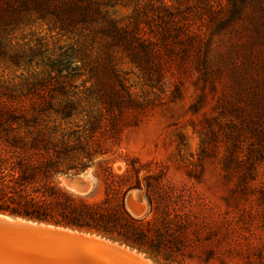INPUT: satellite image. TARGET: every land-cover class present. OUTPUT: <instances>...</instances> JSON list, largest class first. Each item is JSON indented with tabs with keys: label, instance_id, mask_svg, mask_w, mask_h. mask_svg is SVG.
Listing matches in <instances>:
<instances>
[{
	"label": "rangeland",
	"instance_id": "rangeland-1",
	"mask_svg": "<svg viewBox=\"0 0 264 264\" xmlns=\"http://www.w3.org/2000/svg\"><path fill=\"white\" fill-rule=\"evenodd\" d=\"M105 2L118 18L149 21L156 36L161 24L154 14L181 11L186 27L202 35L185 56L176 48L152 60L148 76L125 53L107 59L52 18L22 12L0 21V88L62 83L71 98L81 97V107L65 120L48 119L78 134L100 95L115 98L126 89L147 109L113 138L96 133L110 152L93 164L108 157L121 173L134 157L144 168L141 187L126 193L124 205L134 218L150 219L154 233L130 249L155 264H264V0ZM94 165L69 172L85 174L89 192H73L64 176L60 184L101 199ZM167 213L173 220H165Z\"/></svg>",
	"mask_w": 264,
	"mask_h": 264
},
{
	"label": "trees",
	"instance_id": "trees-1",
	"mask_svg": "<svg viewBox=\"0 0 264 264\" xmlns=\"http://www.w3.org/2000/svg\"><path fill=\"white\" fill-rule=\"evenodd\" d=\"M231 1L233 6L235 0ZM165 10V15L154 14L161 24L158 36L149 21L132 16L118 18L108 10L105 0H0V21L22 12L41 20L52 18L60 30L82 35L95 44L97 55L109 59L121 51L150 76L152 60L174 55L176 48L183 57L193 47L194 39L202 35L186 27L183 12ZM23 92L8 86L0 88V213L96 233L140 249L147 231H154L147 227L150 219L130 215L124 198L129 190L141 187L139 173L144 168L134 157L125 160L121 173L113 170V160L108 157L95 165L93 160L110 152L96 133L105 132V139L115 137L147 106L126 89L115 98L100 95V105L95 113L87 111L83 132L78 134L77 129L65 131L60 123L50 124L48 119L50 114L60 120L73 117L82 101L73 96L75 92L71 98L62 83L53 86L40 81ZM93 165V174L104 188L101 199L91 201L88 195L74 194L60 184L59 177ZM146 185L150 192L153 188ZM172 218L170 213L165 216L166 221ZM147 241L151 249L159 251Z\"/></svg>",
	"mask_w": 264,
	"mask_h": 264
},
{
	"label": "water",
	"instance_id": "water-1",
	"mask_svg": "<svg viewBox=\"0 0 264 264\" xmlns=\"http://www.w3.org/2000/svg\"><path fill=\"white\" fill-rule=\"evenodd\" d=\"M64 185L85 194V174L64 176ZM147 264L138 255L92 233L0 213V264Z\"/></svg>",
	"mask_w": 264,
	"mask_h": 264
},
{
	"label": "bare ground",
	"instance_id": "bare-ground-1",
	"mask_svg": "<svg viewBox=\"0 0 264 264\" xmlns=\"http://www.w3.org/2000/svg\"><path fill=\"white\" fill-rule=\"evenodd\" d=\"M93 236H97V235L93 234ZM97 237H100V236H97ZM115 243H116V242H115ZM117 244H118V243H117ZM122 246L125 247L126 249L132 251L134 254L138 255V257L141 258L145 263H147V264H155V263H153L152 261H150L149 259L143 257L141 254L137 253L136 251H134V250L128 248L127 246H124V245H122ZM57 264H65V263L62 262V261H57Z\"/></svg>",
	"mask_w": 264,
	"mask_h": 264
}]
</instances>
